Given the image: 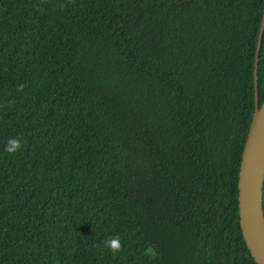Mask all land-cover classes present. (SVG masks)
<instances>
[{"label": "trees", "instance_id": "obj_1", "mask_svg": "<svg viewBox=\"0 0 264 264\" xmlns=\"http://www.w3.org/2000/svg\"><path fill=\"white\" fill-rule=\"evenodd\" d=\"M263 10L0 0V264H257L238 172ZM257 75L261 104L264 31Z\"/></svg>", "mask_w": 264, "mask_h": 264}, {"label": "water", "instance_id": "obj_2", "mask_svg": "<svg viewBox=\"0 0 264 264\" xmlns=\"http://www.w3.org/2000/svg\"><path fill=\"white\" fill-rule=\"evenodd\" d=\"M264 10L257 35L254 55V111L243 145L238 172V215L242 237L257 264H264V101L258 99V61Z\"/></svg>", "mask_w": 264, "mask_h": 264}, {"label": "clouds", "instance_id": "obj_3", "mask_svg": "<svg viewBox=\"0 0 264 264\" xmlns=\"http://www.w3.org/2000/svg\"><path fill=\"white\" fill-rule=\"evenodd\" d=\"M23 85H19L17 88V91H23ZM21 138H10L6 145H5V151L9 154H15L17 151L21 149ZM104 247L112 254L116 255L122 250L121 240L119 234H116L114 236L108 237L104 241Z\"/></svg>", "mask_w": 264, "mask_h": 264}, {"label": "rangeland", "instance_id": "obj_4", "mask_svg": "<svg viewBox=\"0 0 264 264\" xmlns=\"http://www.w3.org/2000/svg\"><path fill=\"white\" fill-rule=\"evenodd\" d=\"M122 228L125 230V231H130L132 230L133 226L131 223H128L127 221H123L122 222Z\"/></svg>", "mask_w": 264, "mask_h": 264}]
</instances>
